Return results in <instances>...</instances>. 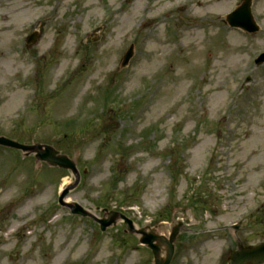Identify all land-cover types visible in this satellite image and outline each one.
<instances>
[{
	"label": "rangeland",
	"instance_id": "rangeland-1",
	"mask_svg": "<svg viewBox=\"0 0 264 264\" xmlns=\"http://www.w3.org/2000/svg\"><path fill=\"white\" fill-rule=\"evenodd\" d=\"M240 2L0 0V135L75 160L65 200L95 217L181 220L170 264H227L264 240V0L252 34L224 20ZM73 181L0 147V264H152L123 221L57 203Z\"/></svg>",
	"mask_w": 264,
	"mask_h": 264
},
{
	"label": "water",
	"instance_id": "water-1",
	"mask_svg": "<svg viewBox=\"0 0 264 264\" xmlns=\"http://www.w3.org/2000/svg\"><path fill=\"white\" fill-rule=\"evenodd\" d=\"M251 0H242L241 4L236 7L232 12L226 15V21L231 27H239L246 32H256L258 26L255 24L251 14ZM38 38L36 32L32 33L27 38V43H34ZM133 54V46L130 45L122 57L121 66H125ZM255 64L264 62V52L261 53L256 59ZM248 80V79H246ZM0 145L17 149L22 152L23 156L34 154L36 162L43 161L51 166H57L63 169L70 170L74 175V182L67 185L61 192L58 202L61 205L68 206L70 211L74 214L81 216H90L98 224L101 231L116 224V221L123 220L126 224L125 232L137 234L138 242L145 245L153 254L152 264H169L174 253V242L180 232L181 222L175 223L170 228L167 236L161 235L157 232V228H163V224H159L153 228L144 227L137 229L133 222L119 212L107 211L103 209L104 216L96 218L89 214L77 203H65L63 198L67 195L70 189H73L79 181V173L77 171L75 160L68 158L65 154H60L52 146L46 144H23L15 140L9 139L5 136H0ZM228 264H262L264 263V242L258 243L253 246L244 247L237 245V248L228 256Z\"/></svg>",
	"mask_w": 264,
	"mask_h": 264
},
{
	"label": "bare ground",
	"instance_id": "bare-ground-1",
	"mask_svg": "<svg viewBox=\"0 0 264 264\" xmlns=\"http://www.w3.org/2000/svg\"><path fill=\"white\" fill-rule=\"evenodd\" d=\"M156 230L159 234L167 236V234L170 231V226L167 224H164L163 228H157Z\"/></svg>",
	"mask_w": 264,
	"mask_h": 264
}]
</instances>
